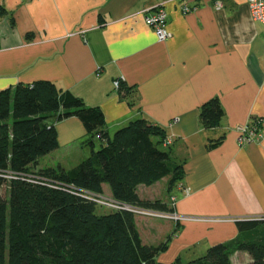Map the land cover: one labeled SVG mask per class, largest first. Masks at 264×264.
Masks as SVG:
<instances>
[{
  "label": "crops",
  "instance_id": "crops-1",
  "mask_svg": "<svg viewBox=\"0 0 264 264\" xmlns=\"http://www.w3.org/2000/svg\"><path fill=\"white\" fill-rule=\"evenodd\" d=\"M220 2L0 0L7 11L0 19V91L48 80L99 107L110 134L137 118L165 133L164 147L183 164V177L172 187L168 177L139 185L138 195L200 219L177 225L135 216L144 244L166 242L156 256L162 263L191 261L247 234L238 219H264V23L251 18L248 0ZM160 3L171 34L165 41L144 22V11ZM183 4L192 10L182 12ZM115 80L125 88L116 89ZM215 97L224 115L206 127L200 107ZM252 119L260 120L262 136L239 145L237 127ZM55 126L58 149L90 154L78 118ZM103 194L110 195L106 185ZM250 260L246 252L231 255V264Z\"/></svg>",
  "mask_w": 264,
  "mask_h": 264
},
{
  "label": "trees",
  "instance_id": "trees-1",
  "mask_svg": "<svg viewBox=\"0 0 264 264\" xmlns=\"http://www.w3.org/2000/svg\"><path fill=\"white\" fill-rule=\"evenodd\" d=\"M7 11L0 3V19ZM120 89L125 87L120 82ZM224 111L217 97L199 111L200 123L213 127ZM78 118L90 154L70 169L41 166L40 159L59 148L56 122ZM209 141L208 148L221 143ZM165 133L143 118L110 134L104 115L68 90L37 80L0 91V264H231L236 251L246 264H264V219H238L236 238L210 246L188 262L157 261L166 242H142L135 216L128 211L98 212L84 192L138 206L170 210L161 200L141 199L139 185L168 177L172 187L183 177V164L164 147ZM99 148L95 149V142Z\"/></svg>",
  "mask_w": 264,
  "mask_h": 264
},
{
  "label": "built area",
  "instance_id": "built-area-1",
  "mask_svg": "<svg viewBox=\"0 0 264 264\" xmlns=\"http://www.w3.org/2000/svg\"><path fill=\"white\" fill-rule=\"evenodd\" d=\"M217 7L221 6L220 0H215ZM248 7L250 16L253 20L264 23V0H248ZM182 12H190L192 10L187 4H183L181 7ZM144 22L152 29L156 39L158 41H165L170 37V31L168 29L167 12L163 3L149 7L144 11ZM116 89L119 88V81L113 82ZM238 131V143L239 145H245L251 143L262 136V130L260 127V120L252 119L242 126L237 127ZM185 195L190 193L189 187H183ZM85 197L96 203L101 208L108 209L109 211H128L134 216H142L150 219H158L163 221H170L174 224H180L189 220H198V217H192L188 215L179 214L174 210H160L151 207L138 206L134 204H128L117 201L109 195L94 194L91 192H84ZM172 202L174 199H171Z\"/></svg>",
  "mask_w": 264,
  "mask_h": 264
},
{
  "label": "rangeland",
  "instance_id": "rangeland-1",
  "mask_svg": "<svg viewBox=\"0 0 264 264\" xmlns=\"http://www.w3.org/2000/svg\"><path fill=\"white\" fill-rule=\"evenodd\" d=\"M97 148H99V141H96V143H95V149H97ZM86 151L90 152V148L88 146H84V152H86ZM85 157H86L85 153H83L80 150H76L73 148L65 149V148L61 147L60 149H57V151H54V152H52L46 156H43L40 159L39 164L41 166H46V165L50 166V162L52 161L54 166L57 164H61L64 167L71 168L72 166H75V164H78V162H80ZM48 161H50V162L48 163ZM0 193L2 195H4L5 189L2 188L0 190ZM97 211L98 212H105V211H109V210L97 206ZM136 217H142V216L136 215ZM143 218H145V217H143Z\"/></svg>",
  "mask_w": 264,
  "mask_h": 264
}]
</instances>
